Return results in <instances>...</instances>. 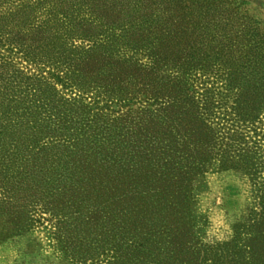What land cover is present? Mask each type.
I'll list each match as a JSON object with an SVG mask.
<instances>
[{"label":"trees","instance_id":"obj_1","mask_svg":"<svg viewBox=\"0 0 264 264\" xmlns=\"http://www.w3.org/2000/svg\"><path fill=\"white\" fill-rule=\"evenodd\" d=\"M190 1L0 0V204L68 264H264L262 49ZM227 171L256 208L207 246L196 197Z\"/></svg>","mask_w":264,"mask_h":264},{"label":"rangeland","instance_id":"obj_2","mask_svg":"<svg viewBox=\"0 0 264 264\" xmlns=\"http://www.w3.org/2000/svg\"><path fill=\"white\" fill-rule=\"evenodd\" d=\"M190 3L191 15L187 17L190 24L223 28L231 40L244 49V56L255 47L261 48L255 58L263 65L258 68L264 72L263 0H191ZM238 74L248 81L243 80L241 88L247 89V84L258 86L249 81V74H254L251 70H240ZM262 79L257 81L259 86L262 85L260 88H264V74ZM226 103L231 105L232 100L228 99ZM261 117L256 140L259 155L264 159V112ZM261 172L264 174V166ZM254 196L252 183L239 173H209L206 189L196 197V214L201 217L198 224L201 242L214 246L230 241L234 226L247 219L250 211L256 208ZM5 209L0 204V264H68L66 255L49 236L52 222L47 216L39 219L38 215H33L35 222L16 230L11 222L14 218H10Z\"/></svg>","mask_w":264,"mask_h":264}]
</instances>
